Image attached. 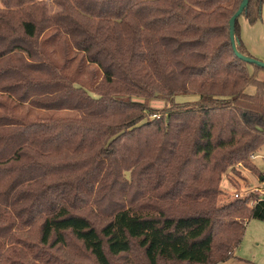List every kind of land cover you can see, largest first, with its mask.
<instances>
[{
    "label": "trees",
    "instance_id": "1",
    "mask_svg": "<svg viewBox=\"0 0 264 264\" xmlns=\"http://www.w3.org/2000/svg\"><path fill=\"white\" fill-rule=\"evenodd\" d=\"M241 2L0 0V62L27 58L0 66V82L20 78L0 91L80 114L15 125L0 118V264L230 259L247 219L264 222V196L216 206L221 176L240 177L236 165L262 175L249 157L264 148V70L239 60L229 39ZM263 3L248 0L240 17L254 24ZM238 20L236 50L258 60ZM47 30L56 34L45 41ZM59 41L64 62L55 66L46 48ZM67 50L102 72L98 98L59 74L73 57ZM189 94L195 103L148 118L150 99Z\"/></svg>",
    "mask_w": 264,
    "mask_h": 264
},
{
    "label": "rangeland",
    "instance_id": "2",
    "mask_svg": "<svg viewBox=\"0 0 264 264\" xmlns=\"http://www.w3.org/2000/svg\"><path fill=\"white\" fill-rule=\"evenodd\" d=\"M43 1L47 2L48 4L51 3V0ZM52 10L55 9L52 8ZM262 14H264V3L261 5L260 16L254 23V25L262 22ZM245 20L246 19L244 17H240L238 20L239 26L244 22L246 23ZM54 34H56L55 30H47L42 35L41 39L47 41L46 39L50 38ZM262 37L264 39V36ZM60 43H63V41L55 43L51 42V44H49V46L46 48V52L50 55L53 61V65L55 66H61L64 62L62 45L60 46ZM67 53H69V57H73L69 60L66 69L59 72V74L61 76H64L67 82L74 83L73 86L75 88H82L83 90L85 89L91 97L98 98L97 93H99L100 88H102V72L94 65L88 63L85 60L84 56L78 53L76 50H67ZM35 62L36 61H34V64ZM25 64H27V58L25 57V55H22V58L19 59L13 54L5 57L3 61L0 62L1 67L13 65L24 66ZM40 75L38 73H31L29 74V77L39 79L42 76L43 78H45L44 75ZM257 77H260L264 80V72H258ZM8 79H3L0 82V88L9 86V84L15 83L17 79L20 78H17L13 81H8ZM92 89L98 90V92H94L92 91ZM247 92L251 93L253 92V90L249 88ZM23 95H25L24 92L19 89H14L12 92L0 91V118L5 117L9 119V121H11L10 123L13 125L32 123L45 118H79L80 114L76 111H49L38 108L33 105V102L31 101V99L33 98L30 96V92L26 93L27 98L25 99H22ZM56 95L57 92L50 95L48 94V96L44 97H54ZM197 99L198 96L193 94L178 96L176 95L171 99L155 97L153 99H150V101L146 103L148 109L153 110L154 113L156 112L155 115L152 114L148 118L157 119L161 115V113L167 111L168 109H171L173 105L195 103ZM131 100L140 103L145 102L144 99L136 97H132ZM254 155L262 156L261 159L258 157H254L252 159L249 158L251 164L255 165L259 173L262 174L261 177H256L255 175L253 176V173L241 164L236 165L235 170L236 172H239L240 177H235L230 171L221 176V180L219 182L220 195L218 196L216 201L217 207H221L232 201L235 194H237L241 199H245L251 195L259 197L260 195L264 194V148L261 151L256 152ZM84 158L85 161L88 160V157ZM93 167L94 166H92L91 168ZM89 169L90 167L84 171L86 175L89 174ZM124 175L126 178L130 179L129 172H124ZM112 198L115 199V196ZM252 203L253 201H251L247 206L250 208L253 205ZM0 208L3 210L2 206H0ZM107 208L108 204L104 203L103 209L106 210ZM245 225L244 236L241 243L233 251L230 259L220 264H264V222L256 219H247ZM82 264L90 263L82 262Z\"/></svg>",
    "mask_w": 264,
    "mask_h": 264
},
{
    "label": "crops",
    "instance_id": "3",
    "mask_svg": "<svg viewBox=\"0 0 264 264\" xmlns=\"http://www.w3.org/2000/svg\"><path fill=\"white\" fill-rule=\"evenodd\" d=\"M245 21L246 23L239 26L241 41L252 56L264 62V39L262 37L264 36V14H262L261 23L250 25L247 20Z\"/></svg>",
    "mask_w": 264,
    "mask_h": 264
},
{
    "label": "water",
    "instance_id": "4",
    "mask_svg": "<svg viewBox=\"0 0 264 264\" xmlns=\"http://www.w3.org/2000/svg\"><path fill=\"white\" fill-rule=\"evenodd\" d=\"M247 4H248V0H242V2L239 5L237 11L235 12V14L229 20V39H230V43L232 45V49H233V52H234L235 56L239 60H241V61H243V62H245L246 64H249V65H256V66H258V67H260L261 69L264 70V62H262L260 60H256V59H253V58H249V57L243 56L240 53H238V51L236 50L235 39H234L235 22L241 16V14L244 11V9L246 8Z\"/></svg>",
    "mask_w": 264,
    "mask_h": 264
},
{
    "label": "built area",
    "instance_id": "5",
    "mask_svg": "<svg viewBox=\"0 0 264 264\" xmlns=\"http://www.w3.org/2000/svg\"><path fill=\"white\" fill-rule=\"evenodd\" d=\"M254 157H255V158L258 157V158L261 159L262 156H261V155L255 156L254 154H251L249 158L252 159V158H254ZM263 195H264V194H263ZM263 195H260L259 197H262ZM234 199H241V198H240L237 194H235V195H234ZM252 204H253V203H252Z\"/></svg>",
    "mask_w": 264,
    "mask_h": 264
}]
</instances>
